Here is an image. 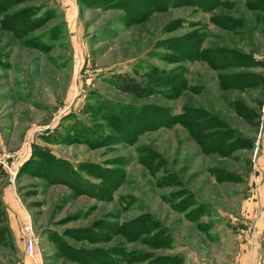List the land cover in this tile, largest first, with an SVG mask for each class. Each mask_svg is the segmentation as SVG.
Wrapping results in <instances>:
<instances>
[{"label": "rangeland", "instance_id": "rangeland-1", "mask_svg": "<svg viewBox=\"0 0 264 264\" xmlns=\"http://www.w3.org/2000/svg\"><path fill=\"white\" fill-rule=\"evenodd\" d=\"M218 1L0 0V264H236L252 231L264 264V206L259 224L245 206L264 158V0ZM152 67L167 78L149 95L115 90Z\"/></svg>", "mask_w": 264, "mask_h": 264}, {"label": "trees", "instance_id": "trees-1", "mask_svg": "<svg viewBox=\"0 0 264 264\" xmlns=\"http://www.w3.org/2000/svg\"><path fill=\"white\" fill-rule=\"evenodd\" d=\"M2 1L6 3V0H2ZM218 2H219L218 0H153V1L150 0L149 6L151 9H149L148 12L159 11V10L162 11L171 6L179 7L184 5H192V6L205 7L209 4L216 6ZM166 78H167V74L164 73V71H159L158 69L153 67L149 68L148 70L144 69V72L141 71L138 72L137 70H134L133 73L123 72V73L115 74L111 77L113 81V86L116 91H118L121 94H128L138 98L149 95L155 87L164 83ZM235 108L240 115H243L246 118L247 122L249 123L252 122V120L255 117V114L253 112L252 113L249 112L250 114L246 115L245 112H247V110L239 102L235 103ZM115 118H117L118 122L121 123V119L119 118V116ZM136 136H134V138ZM238 144L245 149L251 147L250 143L243 140H239ZM5 219H6L5 213L1 211L0 212V244L4 243L7 239L11 238V231L9 227L6 225Z\"/></svg>", "mask_w": 264, "mask_h": 264}, {"label": "crops", "instance_id": "crops-1", "mask_svg": "<svg viewBox=\"0 0 264 264\" xmlns=\"http://www.w3.org/2000/svg\"><path fill=\"white\" fill-rule=\"evenodd\" d=\"M263 158V157H261ZM260 158V166H261V172H260V182L258 183V187L256 188V191H254L253 194H251V197L246 200V212H247V218L252 219L251 221L254 222L255 218H260V210L264 206V168L262 167L264 163V158ZM262 207V208H261ZM255 209L259 213V215H255L254 211ZM254 218V219H253ZM257 224H259V220L256 221ZM259 231L255 232H249L248 235H246V238L248 239L247 242H245L244 245H241L239 248V251L236 256V264H261L262 260L259 258V252L257 249L258 242L259 241ZM257 242V243H256ZM257 244V245H256ZM250 245H253L252 248H249ZM33 261V259L28 258ZM27 261V260H26ZM30 262V261H29ZM33 263V262H32Z\"/></svg>", "mask_w": 264, "mask_h": 264}, {"label": "built area", "instance_id": "built-area-1", "mask_svg": "<svg viewBox=\"0 0 264 264\" xmlns=\"http://www.w3.org/2000/svg\"><path fill=\"white\" fill-rule=\"evenodd\" d=\"M257 146H258V144H257ZM256 157H257V150L255 151L253 159L255 160ZM6 158H8V156ZM0 164L5 165L4 155H1V154H0ZM254 166H255V161H253V169H254ZM27 229L28 228H25V230H27ZM35 254H36V251H35L34 240L31 237H28L25 241V256L33 259L35 257Z\"/></svg>", "mask_w": 264, "mask_h": 264}]
</instances>
